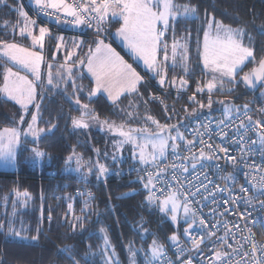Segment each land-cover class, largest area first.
Masks as SVG:
<instances>
[{
	"label": "snow or ice",
	"instance_id": "6c2138e0",
	"mask_svg": "<svg viewBox=\"0 0 264 264\" xmlns=\"http://www.w3.org/2000/svg\"><path fill=\"white\" fill-rule=\"evenodd\" d=\"M0 4L6 5L7 0H0ZM34 5L37 16L43 14L57 24H70L74 27L86 25L89 28L95 25L96 39L92 42L94 47L89 46L87 53L81 58L78 56V50L83 47L82 40L73 39L70 41L71 48H69V42H66L63 36L52 37L47 26H40L36 19H31L24 11L23 5L15 9L20 18L17 24L10 25L8 21L3 23L2 27L5 30L11 27L13 37L18 33L20 37L31 41V46L25 47L15 39H0V61H3V65H5L0 93L8 100L20 105L23 110V114L19 116L18 124H27V129L23 134L33 137L34 146L29 150L34 157L31 162L38 163L47 155L38 147V142L42 134L50 133L55 128V125H50L47 128L38 126L41 104L37 102V99L39 96V99L43 100L44 96L38 94L37 90L66 91L70 85L73 89L70 99L80 106V115L71 118L73 127L88 129L91 123H98L102 128H106L115 136L120 137L119 140L114 141V154L112 155L114 161L117 160L115 153L122 152L125 145H131L133 159L145 166L141 169L145 172V176L141 177V182L149 193L146 197L147 203L157 205L161 213L170 214L173 224L179 225L180 219L183 218L187 225L182 235L188 237L190 248L186 249L181 246V234L177 232L171 234L167 239L175 246L176 260L173 261L167 257L168 249L165 245L153 239L148 250L151 259L147 261V264H194L190 255L193 251L200 253V259L208 260L209 264H264V245L257 247L253 243L250 251H246L244 244L248 242L249 238L243 237V242H238V246H234L228 241L231 239L236 242L237 236L227 224H223V235L218 236L217 232L220 231L221 224L219 222L210 224L194 207V205L207 206L202 204V201H207L209 197L215 204L217 203L216 191L223 193L230 189L216 185L215 191L209 190L208 185L204 183V180H208L207 174H205L204 180H201L199 175L195 177L199 186L188 180L187 176L184 177L187 185L181 182L180 174L189 172L188 164L185 162H190L193 172L198 167L203 170L211 166L219 173L222 171L219 161L225 159L231 162L234 173L239 170L237 158L229 154L228 147L223 143L213 144L210 142L213 134L210 127L212 121L202 123L193 129V139H188L185 132L181 131L179 121L176 124H161L147 113L140 117L139 105H134L132 102L129 103V108L134 109L133 111H122H125L129 120L142 118L143 126L133 127L128 122L117 124L107 119L100 120L98 114L89 108L88 104H81L80 93L84 89L77 84V79L85 78L84 73L80 71L85 67L94 81V86L87 93L89 99L103 92L107 94L108 100L113 105L118 106L122 96L136 94L142 98L138 86L144 81V77L100 36V33L104 31V23L109 17L120 23L115 36L122 40L124 47L135 59L143 62L144 68L151 74V78L156 79L161 88H176L179 95L189 84L188 77L191 69L188 39L190 37L184 36L180 39L174 37L169 45L166 34L169 31L174 33L175 26L181 20L198 19L200 16L198 7L191 0H187L183 4L177 3L176 0H71V2L70 0H34ZM201 30L203 39L202 42L199 38L197 39V53L203 69L212 75L211 79L206 82H197L195 92L189 97V100L199 103L196 101V94L207 90L209 94L207 107L211 109L213 103L211 94L215 90H222L225 82L237 83L238 70L242 71L240 66L244 65L245 61L254 58V49L250 44L244 43L246 37L251 41V36L248 35L245 28L225 24L207 11H205L204 27ZM261 34H264V31ZM46 38L56 39V51L62 50L65 57L64 62L56 66L55 72H53V64L47 63L48 71L45 80L41 75V66L45 64L43 50ZM52 59L54 60L55 56ZM177 67L182 69L183 74L174 75L170 79L169 72L175 71ZM21 71L29 73L32 78L30 79L29 75H22ZM260 80H264V59L259 61L258 66L251 73H246L240 78V82L248 86H253L254 81ZM149 100L159 101L166 117L172 118V114L175 112L174 107L169 109L168 105L155 95H150ZM149 100H143L145 107ZM219 103L224 105L222 100ZM29 105H33L34 112L29 113ZM199 107L202 109L205 105L199 103ZM243 109L244 118L240 119L239 125L231 137H229V132L221 128V125L229 127L224 119L215 122L218 130L215 134L220 137L221 141L230 140L231 143L240 146L242 161L245 156H251L256 151L254 146L257 144V140H251L252 147H246V145L249 142L247 133L257 127L261 129L257 135L260 151L264 154V119L256 121L253 125L252 117L247 113L248 105L245 104ZM233 110V107L225 106V116L230 119ZM184 111L186 118L197 115L196 109H193L191 113L187 108ZM235 111L239 113L240 108H235ZM25 115H30V121L25 120ZM245 120L248 121L247 124H245ZM200 128H203L204 131H200ZM206 135L209 137L208 140L204 139ZM20 143L21 130L18 127H6L0 131V160L6 164L15 163ZM181 148L187 152V155L179 154ZM169 149L177 160L182 161L179 165L175 162L171 165L162 163L167 159ZM96 151L99 155V150ZM221 153L223 156L220 155ZM104 155L107 157L108 153L105 152ZM73 159L77 165L75 169L77 172L88 163L75 150L68 157L66 165ZM262 164H264V160H262ZM95 167L99 173L98 179L105 177L109 171L108 167L100 163L99 160L96 161ZM169 168L171 169L170 180H168ZM250 168L255 172H264V168L258 167L255 162L250 165ZM91 171L92 168L89 167V172ZM219 178L226 183H234L237 179L235 174ZM172 182H175L178 187L173 188ZM162 183L166 184V187L157 188V185ZM208 183H212V181L208 180ZM248 183L256 190L253 196L245 200L246 205H251L253 199L264 197V175L260 176L259 181L255 176H252ZM240 191L247 194L249 188L242 186ZM157 192L160 195H157ZM24 195L28 194L24 193ZM240 199L242 198L236 197L231 201H224V204L227 205L231 202L238 206ZM259 204L260 208L264 209V200H259ZM68 208L71 210L72 205L69 204ZM225 212H228L227 208H225ZM212 213H215V209H212ZM49 220H51V216H49ZM3 227L4 225L0 224V228ZM232 227L239 228V225L236 224ZM100 231L106 233L103 228ZM22 232L23 229L17 230L11 226V223L9 224V235L26 239ZM214 237L215 239H213ZM30 239L36 241L38 235L31 236ZM103 239L106 246V264H114L112 257L115 255V250H112V255H107V249L110 247L107 234L103 236ZM208 243L212 244L211 255L203 253L202 245ZM217 244L222 247L218 249ZM224 249H230V251ZM129 250H132L131 244ZM63 251L70 250L64 249ZM186 251L189 253L187 257H185ZM73 264H78L74 258Z\"/></svg>",
	"mask_w": 264,
	"mask_h": 264
},
{
	"label": "trees",
	"instance_id": "16d2710c",
	"mask_svg": "<svg viewBox=\"0 0 264 264\" xmlns=\"http://www.w3.org/2000/svg\"><path fill=\"white\" fill-rule=\"evenodd\" d=\"M176 2L183 4L187 0ZM191 2L198 7L200 16L198 19L181 20L175 26L174 37L176 39L190 37L188 39L190 66L195 69V75L200 74L197 39H201L203 35L201 29L204 27L205 11L233 27L252 28L256 36L252 45L254 58L244 65L236 80L250 73L264 58V34H261L264 31V0H191ZM20 5H23L21 0H7L6 5L0 4V39H15L23 46L30 47L28 39L20 37L18 33L13 37L11 27L7 30L2 27L5 21L10 25L17 24L20 18L15 9ZM23 9L25 11L24 5ZM117 27L118 22L107 21L104 23L102 34L107 32L110 34ZM94 32L91 30V33ZM55 33L52 37H56L58 33ZM166 37L167 40H171L169 35ZM82 39L83 47L78 50V56L81 58L85 56L89 46H94L92 44L94 39L87 36H83ZM56 43L57 41L51 38L48 47L43 50L46 60L44 72L47 70V63L53 64L55 72L56 66L64 62L65 53L56 51ZM112 43L118 49L115 42ZM4 66L3 61H0V83ZM80 71L85 76L83 79H77V84L84 89L80 93L81 104H88L89 108L98 114L100 120L107 119L117 124L131 121L136 123L137 119L129 120L125 111H122L134 110L129 108L130 102L139 105L138 111L142 117L145 113L159 119L166 117L163 106L149 100V96L156 93L151 86L154 80L139 88L142 98L136 94L125 95L120 99L118 106H115L100 94L89 99L87 93L94 84L83 68ZM177 71L181 72L182 69L177 67L175 71L169 72V76L173 77ZM235 84L236 90L233 95L248 101H251L249 98L262 87L261 85L257 91L250 92L242 82ZM166 89L177 91L173 88ZM191 90L181 92L193 94ZM37 91L44 96L43 100H40L39 96L37 99L41 104L38 126L47 128L55 125V128L50 133L42 134L38 142V147L47 153L41 160L43 161L41 167L38 163L31 162L34 157L29 150L34 144L33 138H27L17 153L16 170L0 171V224L4 225L0 228V264H73V258L78 264H106V246L103 239L105 234L110 242L107 255H112V250H115L112 257L114 264H147L151 259L148 250L153 239L168 248L172 245L167 239L171 234L177 232L182 236L187 225L173 224L168 214L161 213L157 205L148 204L146 197L149 193L141 181L134 178L117 179L112 176L116 169L135 164L108 163L104 155L108 136L103 135L97 127L88 129L73 127L71 118L80 115V106L70 99L72 87L69 85L66 91L44 89ZM172 97L187 105L190 112L193 109L199 112L201 110L199 103L205 105L202 108L204 112L216 113L223 111L224 108L221 104L213 103L209 109L208 100L197 96L196 101L199 103L189 100L185 95ZM143 100H149L146 107ZM252 102L261 104L259 100ZM166 104L169 109L174 107L171 101ZM31 112L33 110H29V113ZM22 114V110L5 100L0 93V131L6 127L20 126L18 121ZM173 114L181 118L176 109ZM29 117L30 115H25L26 121ZM196 117L200 118L201 115L197 114ZM73 150L88 162L79 172L75 171L77 167L75 159L67 165L65 163ZM96 150H99V155ZM97 160L109 169L107 175L99 179L95 167ZM89 167L92 168L91 172ZM51 172L55 173L54 178L49 177ZM24 193L28 195L25 196ZM69 204L72 205L71 210L68 208ZM10 223L17 230L23 229L22 235L26 239L9 235ZM101 228L105 229L106 233H102ZM34 235H38L36 241L30 239ZM64 249L70 251H63Z\"/></svg>",
	"mask_w": 264,
	"mask_h": 264
},
{
	"label": "built area",
	"instance_id": "2783aa9c",
	"mask_svg": "<svg viewBox=\"0 0 264 264\" xmlns=\"http://www.w3.org/2000/svg\"><path fill=\"white\" fill-rule=\"evenodd\" d=\"M71 2V0H70ZM23 5L28 13V16L31 19H36L37 24L41 26H47L50 30H56L58 31V28L56 27V23L54 20H51L43 14H40L37 16V13L35 11V5H31L29 2H26L23 0ZM71 19V18H69ZM95 29V25H93L92 30ZM89 37L96 38V32L88 34ZM109 43H112V41L108 40ZM152 88L156 91L155 96L160 97L164 103L166 104L168 101H171L176 109V113L179 114L181 119L186 124V135L188 139H193L194 133L193 129H196L199 127L202 123H208L209 121H212L210 127L212 130V138L210 140L213 144H220L223 143L224 146L229 148V154L237 158L238 162V171L234 173V169L232 167L231 162L226 161L225 159H222L219 161L221 164L222 171L217 173V170L214 167H206L203 170L197 168L195 172L191 169L190 162H185L188 164L189 172L180 174L181 182L187 185V181L184 180V177L187 176L188 180H191L193 183H196L197 186L198 182L196 181L195 177L199 175L201 180H204L205 174L208 176V180H211L212 183H208V180H204V183L208 185L209 190L215 191V186L219 185L221 188L230 189V191L225 190L223 193L216 191V201L217 203H212L211 197L207 201H202V204H206L207 206H201V205H194L199 210V214L202 215L208 222L215 223L219 222L221 224L220 231L217 232V235H223V224H227L229 228L232 229L234 233H236L237 241L234 242L233 240L229 239V243L233 244L234 246H238V242H243V237H248V242L244 244V250L250 251L251 245L255 243L257 247L264 245V209L260 208L259 200H264V197H259V199H253L251 205H246L245 200L253 196L255 194V188L251 186V184L248 183V180L251 179L252 176L256 177V180L259 181L260 176L264 175V172H255L250 168V165L255 162V164L258 167L264 168V164H262V160H264V154L260 151V145L258 143V135L257 132L260 131L258 127L254 130H250L247 133L248 138V144L246 147H252L251 140H257V144L254 146L256 151L251 156H245L244 160L242 161L240 159L242 153L241 148L239 145L233 144L230 142V140L221 141L220 137L216 135L215 133L218 131L216 129V121H219L221 119H224L226 124H228L229 127H224V125H221V128L224 129V131L229 132V137L232 136V134L235 132L236 127L239 125L240 119L244 118V109L243 106L245 104L248 105L247 113L252 117L253 125H255L256 121L264 119V113L262 110L261 104H255L252 101H248L246 99H238L235 98L234 102L237 105H240V112L237 113L236 111L231 114V118L229 119L221 112L216 113H210L208 112L205 115H202L200 118L195 117H187L186 113L184 111L185 108H187L188 112H190L189 107L185 104H182L177 99L173 98L172 96L178 95L177 91H172L170 89L161 88L157 86L156 84H151ZM187 96L190 97L193 94H184L180 93L179 96ZM159 105V101H155ZM162 106V105H161ZM245 124L248 123L247 120L244 121ZM200 131H204L203 128H200ZM205 140H208L209 137L206 135L204 137ZM179 154L181 156L187 155V152L181 148L179 150ZM220 155L223 156L221 153ZM175 162L177 165H179L182 161L177 160L175 156L172 154V156L168 157L167 159L163 160L162 163L164 165H171V163ZM145 166L140 165H130L125 166L124 168L116 169L114 172H112V176H114L117 179L120 178H134L136 180L141 181V177L145 176V172L142 171ZM170 173L171 169L169 168V175L168 180H170ZM52 176H54V173H50ZM49 174V175H50ZM229 174H235L237 179L235 182H224L219 177ZM166 187V184H158L157 188L160 187ZM173 188L178 187V185L175 184V182H172ZM248 187L249 192L247 194L240 191L241 187ZM203 191V190H202ZM204 195H208L207 193H203ZM157 195H160L159 192H157ZM241 197L239 205L232 204L229 202L227 205L224 204V201H231L233 198ZM161 199L163 197L161 196ZM197 199H200V197H197ZM225 208L228 209V212H225ZM212 209H215V213H212ZM223 213V215H221ZM243 214V216H241ZM239 225V228L232 227L233 225ZM210 226V225H209ZM195 235V232H193ZM215 239V237L213 238ZM181 246L185 247L186 249L190 248L191 245L188 242V237L181 236L180 239ZM222 246L217 244V248H221ZM203 253L205 255H211L210 249L212 248V244L208 243L207 245H202ZM167 257L172 259L173 261L176 260L175 253V246L171 245L167 248ZM227 251H230V249H224ZM189 253L186 251L185 257H187ZM194 264H209V261L206 259L201 260L200 259V253H197L195 251L190 253ZM236 259H239V257H236Z\"/></svg>",
	"mask_w": 264,
	"mask_h": 264
},
{
	"label": "rangeland",
	"instance_id": "374dc122",
	"mask_svg": "<svg viewBox=\"0 0 264 264\" xmlns=\"http://www.w3.org/2000/svg\"><path fill=\"white\" fill-rule=\"evenodd\" d=\"M26 11V10H25ZM109 20L111 21V22H116V20L115 19H113V18H111V17H109ZM120 26V23H118V27ZM117 27V28H118ZM243 28H245V30H246V32L248 33V35H250L251 36V41H249L248 39H247V37L245 38V40H244V43L245 44H250V46L252 47V45H253V43H254V41H255V39H256V36L254 35V33L252 32L253 30H252V28H250V27H243ZM115 32H116V28L114 29V30H112L110 33L111 34H109L110 36L109 37H111V39L115 42V44L117 45V47H118V49H119V51L121 52V53H123L125 56H127L126 58L128 59H130V60H132L135 64H139L140 62H139V60H137V59H135L131 54H130V52H129V50L127 49V48H125L124 47V44H123V42H122V40L120 39V38H118V37H116L115 36ZM203 34V33H202ZM169 35V38H171V40L169 41V40H167L168 41V43H169V45H171V42H172V40H173V37H174V33L172 32V31H169L167 34H166V36H168ZM167 38V37H166ZM54 39V38H53ZM202 39H203V35H202V38L200 39V41L202 42ZM29 40V43H30V45L29 46H31V41H30V39H28ZM55 41H56V39H54ZM49 43H50V41H48V42H45V46L47 45V47H48V45H49ZM69 47H71V44L69 43V45H68ZM247 62H249V61H245V64L247 63ZM199 63H200V74H198V75H195V69L193 68V67H191L190 66V69H191V72H190V75H189V77H188V79H189V84H188V87L185 89V91L187 90V91H190L191 89V92H195V89H196V87H197V82H206L207 80H209V79H211V73H209L207 70H204L203 69V65H202V62L200 61V58H199ZM244 64V65H245ZM244 65H241L240 67H241V69L244 67ZM14 70H16V69H14ZM46 72H44V69H43V67L41 68V75H42V78H43V74H44V78L43 79H45L46 80V75H47V71H48V69L47 70H45ZM24 72V71H23ZM182 72V71H181ZM181 72H179V71H177V73L176 74H174L175 76H179V75H182L181 74ZM238 72H240V70H238ZM26 73V72H25ZM29 74V73H28ZM29 77L30 78H32L31 77V75L29 74ZM150 78H151V76H150ZM151 79H154V78H151ZM156 80V79H155ZM239 82H240V80H238L237 81V83L239 84ZM0 85H2V82L0 83ZM236 84H229V83H227V82H225V84H224V88L222 89V90H215L212 94H211V98H212V101H213V103H215V104H217V105H219L220 103H219V101H224V105H223V107H225V106H230V107H233V112L232 113H234L235 112V108H240V105H237L235 102H234V99L235 98H238L236 95H233V93H235V90H236ZM173 89H176V88H173ZM229 89H231V91H228ZM182 93V92H181ZM100 93H98L97 95H99ZM156 93H153V95H155ZM186 94H189V93H186ZM1 95H2V97L5 99V100H7V101H9V102H11V103H13L14 105H16L20 110H22L21 109V107H20V105H18V104H16L14 101H10V100H8L2 93H1ZM196 96L197 97H200V98H205V99H207L208 100V98H209V94L207 93V90H205L204 92H202V93H198V94H196ZM249 100H251V101H254V100H260V102L262 103V105H263V109H264V82H263V84H262V87L257 91V92H255L253 95H252V97L251 98H249ZM110 102V101H109ZM153 102V101H152ZM213 103H212V105H213ZM222 105V104H221ZM29 110H33V112L35 111V108L33 107V105H29ZM23 111V110H22ZM143 110H141V112H142ZM208 112H204V111H202V109L199 111V112H197V114H200L201 116L202 115H205V114H207ZM210 113H213V112H210ZM223 113H224V108H223ZM231 113V114H232ZM263 113H264V111H263ZM140 115V117H142V115L141 114H139ZM224 115H225V113H224ZM27 118V117H26ZM26 118H25V120H26ZM155 118V117H154ZM155 119H157L161 124H176L178 121L180 122V126H181V131H183V132H185V134H186V129H187V127H186V124H185V122L181 119V118H179L176 114H172V118L171 119H168L167 117H165V118H162V119H159V118H155ZM27 121H30V117H29V119L27 120ZM133 121H131L130 122V124L133 126V127H139V126H143L144 125V120L142 119V118H138L137 119V122L136 123H132ZM90 127H97L98 129H100L101 131H102V133H103V135L104 134H106L105 136H108L107 138H106V140L108 141V143H107V145H106V147H107V150H106V152L108 153V156L106 157V160H108V163H114V162H116V163H133V164H135V165H140V166H144V165H141V164H139L138 163V161L137 160H135V159H133V157H132V147H131V145H125L124 147H123V150H122V152H119V153H115L116 155H117V160H113L112 159V155L114 154V141H116V140H119L120 139V137H118V136H115L113 133H111V132H109L106 128H102L99 124H97V123H91L90 124ZM150 127H153L154 128V126H151L150 125ZM18 128L21 130V143H20V145H19V147H18V149H17V153H18V151H19V149H20V147H21V145H22V143H23V141L25 140V139H27V138H33V137H31L30 135H28V136H25L23 133H24V131H26V129H27V124H24V125H20V126H18ZM3 130V129H2ZM1 130V131H2ZM187 136V135H186ZM181 144L183 143V142H180ZM170 156H172V153H171V150L169 149V151H168V153H167V158L168 157H170ZM32 160H34V159H32ZM16 161H17V156H16V160H15V163H9V164H6L3 160H0V171H3V172H7V171H15L16 170ZM42 164H43V161H39L38 162V166L39 167H41L42 166ZM51 173H53V172H51ZM110 173V172H109ZM55 174V173H54ZM49 177L50 178H54L53 176H52V174H50L49 175ZM15 199H16V197H15ZM25 204H22V206H24ZM14 206H16V204L14 203ZM15 211H16V209H15ZM181 216H182V211H181ZM168 217L170 218V214H168ZM184 225L185 223H184V220H183V218H181L180 219V221H179V225Z\"/></svg>",
	"mask_w": 264,
	"mask_h": 264
},
{
	"label": "crops",
	"instance_id": "0c3cea01",
	"mask_svg": "<svg viewBox=\"0 0 264 264\" xmlns=\"http://www.w3.org/2000/svg\"><path fill=\"white\" fill-rule=\"evenodd\" d=\"M22 2H23V0H21ZM27 2H29L31 5H34V0H26ZM107 21H110L109 19H107L105 22H107ZM111 22V21H110ZM56 25V27L58 28V31H56V30H50L51 31V35L53 34V35H55L56 33L55 32H57L58 34L56 35V37H59V36H63L64 37V39H65V41L66 42H69L70 43V41H72L73 39H75V40H82L83 41V39H82V37L83 36H87V37H89L88 36V34H90L91 33V30H92V28H89V27H87L86 25H81V26H79V27H74V26H72V25H70V24H64V23H60V24H55ZM53 31V32H52ZM93 31H95V29H93ZM111 34V33H110ZM100 36H101V38H104V40H105V43H108V44H111V43H109V41L108 40H110V41H113L112 39H111V37H109L110 35H109V33L107 32L106 34H102V32L100 33ZM90 39H96V38H92V37H89ZM48 41H50V39L49 38H46V40H45V42H48ZM114 42V41H113ZM47 46V45H46ZM46 46L44 47V48H46ZM111 46L113 47V48H115V50L129 63V64H132V66L136 69V71L137 72H139L143 77H144V81L141 83V85H139L138 86V88H140V87H142V86H145L146 84L145 83H147V84H149V81H153L154 80V84H156L157 86H159L158 85V83H157V81L155 80V79H151L150 78V76H151V74L150 73H148L146 70H145V68H144V65H143V62L142 61H139L140 63L138 64H135L132 60H130L129 58L127 59L126 57L127 56H125L123 53H121L115 46H113L112 44H111ZM117 46V45H116ZM94 47V46H93ZM61 52H62V50H61ZM252 59V58H251ZM45 62H46V60H45ZM43 66H45V64H42V66H41V68L43 67ZM83 71L85 72V74L92 80V82H93V84H94V81H93V79L91 78V76H90V74H88L87 73V70H86V67L85 68H83ZM21 74L22 75H29L27 72L25 73V72H23V71H21ZM30 78V77H29ZM169 78H172V77H170L169 76ZM31 79V78H30ZM160 87V86H159ZM100 95H103L107 100H108V98H107V94L106 93H103V92H101L100 93ZM122 97H124V96H122ZM121 97V98H122ZM109 101V100H108ZM260 101V100H259ZM261 103V102H260ZM261 106H263L262 105V103H261ZM262 109H263V107H262Z\"/></svg>",
	"mask_w": 264,
	"mask_h": 264
},
{
	"label": "water",
	"instance_id": "95a60500",
	"mask_svg": "<svg viewBox=\"0 0 264 264\" xmlns=\"http://www.w3.org/2000/svg\"><path fill=\"white\" fill-rule=\"evenodd\" d=\"M264 59V58H263ZM257 66H258V64H257ZM256 66V67H257ZM255 67V68H256ZM252 72V71H251ZM250 72V73H251ZM263 82H264V80H260V81H254V85L253 86H248L247 84H245V83H243L242 82V84L244 85V87L248 90V91H250V92H255V91H257L259 88H260V86L263 84Z\"/></svg>",
	"mask_w": 264,
	"mask_h": 264
}]
</instances>
